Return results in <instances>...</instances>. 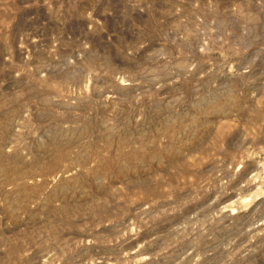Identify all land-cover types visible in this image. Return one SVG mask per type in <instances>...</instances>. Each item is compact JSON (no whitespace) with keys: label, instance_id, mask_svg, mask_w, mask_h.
<instances>
[{"label":"rangeland","instance_id":"obj_1","mask_svg":"<svg viewBox=\"0 0 264 264\" xmlns=\"http://www.w3.org/2000/svg\"><path fill=\"white\" fill-rule=\"evenodd\" d=\"M0 264H264V0H0Z\"/></svg>","mask_w":264,"mask_h":264}]
</instances>
